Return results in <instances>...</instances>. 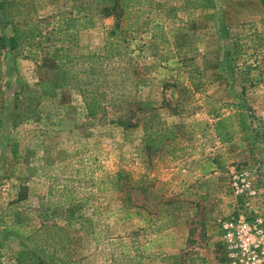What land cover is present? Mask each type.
<instances>
[{
    "label": "rangeland",
    "instance_id": "1",
    "mask_svg": "<svg viewBox=\"0 0 264 264\" xmlns=\"http://www.w3.org/2000/svg\"><path fill=\"white\" fill-rule=\"evenodd\" d=\"M32 1L46 28L75 9L72 0ZM117 3L126 6L119 15L129 28L126 53L145 80L137 93L161 124H179L181 136L146 152L139 117L124 129L108 121L107 106L88 115L81 96L61 87L54 57L0 47V264H15L16 250H32L26 235L51 221L67 228L72 254L85 256L84 264L106 258L108 264L106 252L134 248L137 264H226L223 217L254 210L264 219V10L258 0H213L211 8L195 9L183 7V0ZM87 22L71 51L99 48L115 20L93 13ZM9 33L0 22V35ZM14 92L39 104L34 117L12 128L7 113ZM210 110H237L248 130L242 133L231 118L232 135L220 141ZM119 169L137 182L129 204L98 181ZM240 173L255 194L234 192L232 176ZM48 185L66 194L48 196ZM41 210L49 216L41 217Z\"/></svg>",
    "mask_w": 264,
    "mask_h": 264
},
{
    "label": "trees",
    "instance_id": "2",
    "mask_svg": "<svg viewBox=\"0 0 264 264\" xmlns=\"http://www.w3.org/2000/svg\"><path fill=\"white\" fill-rule=\"evenodd\" d=\"M72 1L74 12L57 17L52 21L50 28H46L47 22L42 25L43 20L32 0H0V22L7 25L10 31L6 36L0 35V47L14 55H21L26 49H34L43 55L54 57L60 70L61 87L75 91L81 96L88 115L105 112L107 106L110 111L108 121L124 129L135 127L139 117L142 125L140 144L146 152L158 149L163 141L180 137L176 130L181 126L161 124L153 113L154 108L150 102L146 98H140L137 93L138 86L145 80L138 75L137 65L126 53L123 33L129 28H123L120 24L122 20H119L121 7L125 10V4L119 5L117 0H108L110 4H106V0ZM258 3L264 10V0H258ZM213 4V0H183V7L191 9L211 8ZM92 11L102 16L111 15L115 23L103 31L99 48L84 53L73 52L70 49L72 45L70 42L74 40L79 29L90 25L87 21L93 14ZM124 18L126 22L130 21L126 15ZM38 104L37 97L14 92L7 113L9 126L16 127L23 120L34 117L38 113ZM208 113L212 116L213 132L220 141L232 135L227 126L231 118H235L242 133L248 130L241 113L237 110L226 115L218 113L217 110H210ZM159 124L161 125L158 126ZM9 152L15 161L17 158L15 142L9 145ZM98 181L106 190L120 193L125 204L131 201L130 191L137 187L136 180L121 169L103 175ZM65 192L64 187L59 188L56 185H48L46 189L48 196L55 194L62 196L66 194ZM9 206L16 207L11 203ZM1 213L5 214V211ZM39 213L41 217L49 216L47 210H41ZM167 226L155 228L154 231ZM25 240L31 245L32 250H16L13 253L15 264H43L39 254L53 264H84L85 256L74 257L72 254L71 236L63 225L52 221L40 223L26 235ZM106 254L108 264L138 263L139 251L136 248L132 253L112 250ZM106 260L104 259L101 264H105Z\"/></svg>",
    "mask_w": 264,
    "mask_h": 264
},
{
    "label": "built area",
    "instance_id": "3",
    "mask_svg": "<svg viewBox=\"0 0 264 264\" xmlns=\"http://www.w3.org/2000/svg\"><path fill=\"white\" fill-rule=\"evenodd\" d=\"M242 175L246 174L232 176L234 192L255 194L251 180ZM252 212L250 216L240 211L231 212L221 220L220 239L226 264H264V219Z\"/></svg>",
    "mask_w": 264,
    "mask_h": 264
}]
</instances>
